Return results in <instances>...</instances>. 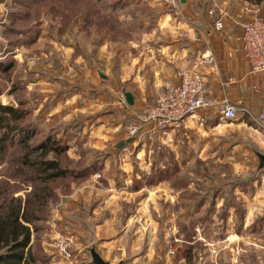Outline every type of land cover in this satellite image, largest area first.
<instances>
[{"label":"rangeland","instance_id":"374dc122","mask_svg":"<svg viewBox=\"0 0 264 264\" xmlns=\"http://www.w3.org/2000/svg\"><path fill=\"white\" fill-rule=\"evenodd\" d=\"M247 2L264 18V0ZM174 9L162 0H0V106L23 113L11 120L0 111L17 128L0 124V213L21 200L37 264H80L82 251L90 264L104 217L121 246L145 255L133 264H264V168L254 153L264 142L232 152L249 134L228 120L210 129L205 111L129 138L152 94L133 91L148 101L137 107L125 87L148 76V49L155 59L170 33L156 18ZM45 141L67 146L47 152L67 171L47 181L21 161L29 146L30 159L41 158ZM96 160L105 167L91 170ZM59 238L70 239L66 252Z\"/></svg>","mask_w":264,"mask_h":264},{"label":"crops","instance_id":"0c3cea01","mask_svg":"<svg viewBox=\"0 0 264 264\" xmlns=\"http://www.w3.org/2000/svg\"><path fill=\"white\" fill-rule=\"evenodd\" d=\"M219 3L221 12L225 13L223 28L219 30L214 28L212 19L206 15L205 0H182L174 10L159 14L155 23L168 30L169 36L164 38V42L160 43L157 50L155 49L157 52L155 59L148 49V59L142 64V71L148 76L142 77L143 82L140 83H137L136 79H130L124 92H129L133 102L135 99L137 107H141L148 101L152 102L154 94L162 89L166 81L176 79L181 69L195 71L203 80L205 98L210 102V106L202 110L212 114L207 122L212 125L210 129L218 128L225 120L233 122L238 126V130L248 133L249 137L247 140L244 138L246 141L239 146L234 145L232 152L241 149L247 154V150L252 149L249 146V139L254 145L263 143L261 133L253 125L252 115L264 113V71L251 69L241 45L243 22L254 16L251 8L257 7L247 0H220ZM247 7L249 9H246ZM131 69L135 70L134 63ZM138 88L141 92L152 94L149 99L147 98V102L144 98L136 99L137 97L132 94ZM226 103L243 111L244 114H240L236 120L221 118L219 109ZM118 125L119 121L114 127ZM254 153L256 155L260 152ZM94 163L96 164L90 166L94 171L100 166L104 168L106 164L97 160ZM101 181L108 184L109 188L112 187L106 177ZM245 216L243 215V220ZM109 219L104 217L96 226L98 228L106 226L107 230L104 232L103 242L97 246L95 244L96 252L109 264H126V261L127 264L129 262L133 264L145 256L134 257L132 254L134 245L121 246L120 234L112 232L111 226L109 228L106 225ZM86 257L87 253L82 251L78 253L76 259H81L80 264H85Z\"/></svg>","mask_w":264,"mask_h":264},{"label":"built area","instance_id":"2783aa9c","mask_svg":"<svg viewBox=\"0 0 264 264\" xmlns=\"http://www.w3.org/2000/svg\"><path fill=\"white\" fill-rule=\"evenodd\" d=\"M162 1L176 8L182 0ZM207 1L209 6L206 14L212 19L216 30L222 29L225 13L221 12L218 0ZM241 45L251 69L264 71V18L254 16L243 23ZM209 106L200 75L190 69H181L176 79L166 81L154 100L137 115L136 122L129 129V138L145 134L151 137L169 129H178L188 118L196 116ZM219 114L223 119L236 120L244 112L226 103L219 109ZM252 120L255 129L261 131L264 142V113L252 115ZM69 241L70 239L59 238L56 245L60 251L66 252Z\"/></svg>","mask_w":264,"mask_h":264},{"label":"trees","instance_id":"16d2710c","mask_svg":"<svg viewBox=\"0 0 264 264\" xmlns=\"http://www.w3.org/2000/svg\"><path fill=\"white\" fill-rule=\"evenodd\" d=\"M0 111L8 114L7 116H10L11 120L23 118V113L12 107L0 106ZM6 121H9L8 118L0 117V124L4 123L3 127L8 131L17 129L14 126H10ZM2 148L0 145V150ZM38 148L41 152L39 154L41 158L30 159V153L36 151L29 146L28 151L21 157L24 165L30 164L31 167L40 168L39 172L45 174V181L61 177L67 172L56 159H45L48 151L51 150L56 156H59L66 152L67 146H49V143L45 141ZM48 171L50 172L47 173ZM14 203L4 213H0V264H37L32 255L31 245H29L31 236L29 224L31 219L22 211L20 199H15Z\"/></svg>","mask_w":264,"mask_h":264},{"label":"water","instance_id":"95a60500","mask_svg":"<svg viewBox=\"0 0 264 264\" xmlns=\"http://www.w3.org/2000/svg\"><path fill=\"white\" fill-rule=\"evenodd\" d=\"M100 77L106 78L104 73L102 71H98ZM125 100L128 104L133 103V97L129 92H124ZM124 142L120 141L118 143V146H121ZM257 159H258V167L264 168V153H256ZM90 252V258H91V264H109V262L105 261L95 250L94 246L89 249ZM122 264V263H118Z\"/></svg>","mask_w":264,"mask_h":264}]
</instances>
